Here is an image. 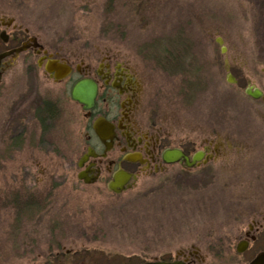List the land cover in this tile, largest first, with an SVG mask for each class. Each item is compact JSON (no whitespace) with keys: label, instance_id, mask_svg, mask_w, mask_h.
<instances>
[{"label":"rangeland","instance_id":"1","mask_svg":"<svg viewBox=\"0 0 264 264\" xmlns=\"http://www.w3.org/2000/svg\"><path fill=\"white\" fill-rule=\"evenodd\" d=\"M0 9L53 51H109L139 67L167 126L199 142L213 137L224 149L222 160L184 180L154 176L100 193L73 175L83 125L63 85L30 79L16 64L0 85V155L11 154L0 170V264H134L174 258L192 242L200 264H248L251 250L205 245L234 223L236 207L264 202V102L245 92L248 84L264 91V0H0ZM172 42L186 57L170 70L158 60ZM37 99L53 106L45 129L26 119ZM25 122L21 140L15 126ZM33 181L55 186L38 220L5 202L8 186L22 195L17 187Z\"/></svg>","mask_w":264,"mask_h":264},{"label":"flooded vegetation","instance_id":"2","mask_svg":"<svg viewBox=\"0 0 264 264\" xmlns=\"http://www.w3.org/2000/svg\"><path fill=\"white\" fill-rule=\"evenodd\" d=\"M173 43L168 51L170 70L175 68L172 66L174 62L185 65L186 57L184 48H178ZM0 54L5 55L0 63V85L18 63L24 67L30 79L42 76L54 85H63L66 101L73 105L83 125L81 146L70 161L73 175L79 183L97 186L100 193L120 194L109 188V183L118 172L128 177L126 191L154 176H175L184 180L194 169L223 159L224 149L215 138L202 137L199 142L185 130L167 126L154 107L144 71L118 55L109 51L97 56L92 52L78 55L53 51L8 9H0ZM49 60L67 64L69 73L57 79L55 71L48 72L46 69ZM226 67L228 69L229 63ZM81 79H90L97 84V96L91 108H85L84 104L72 98V87ZM261 100L264 102V99ZM37 101L35 110L26 119L28 123H38L45 129L51 122L53 106L47 100ZM47 107H52V110L45 113ZM20 126H15V129H20L16 137L22 140L24 134L28 133V126L27 123L22 128ZM200 150L204 151V156L195 165H187L185 158L191 160ZM170 151L178 152L179 156H168L170 160L166 161L165 154ZM8 156L11 154L0 155V170L6 166ZM54 187L51 182L33 181L17 187L26 191L22 195L17 193L19 197H15L13 187L8 186L6 207L23 204L26 219L32 217V220H38L46 209L48 199L44 196L45 192ZM236 209L239 213L234 223L229 225L227 231L214 232V237L207 240L205 247L236 254L251 250L249 264L264 252V202ZM181 248L185 249L169 260H183L187 264L204 263L196 242Z\"/></svg>","mask_w":264,"mask_h":264},{"label":"water","instance_id":"3","mask_svg":"<svg viewBox=\"0 0 264 264\" xmlns=\"http://www.w3.org/2000/svg\"><path fill=\"white\" fill-rule=\"evenodd\" d=\"M217 42L221 45L222 52L226 50V46L223 45V39L221 37L217 38ZM22 48L16 50L19 52ZM4 54H0V63L1 59L4 57ZM227 64V63H226ZM46 69L48 72H56V78L60 79L69 73L70 67L67 64L60 63L58 60H49L46 64ZM227 80L230 83H235V78L231 73L227 74ZM246 93L255 99H264V92L256 86H249L246 88ZM72 98L77 100L78 102L84 104L85 108H91L97 96V84L90 79H81L77 83L74 84L71 91ZM204 151L200 150L193 155V158L189 160L187 157L186 164L189 166H193L204 156ZM168 156H175L176 158L179 156V153L176 151H170L165 154V160H168ZM174 157V158H175ZM81 177V176H80ZM124 177V178H122ZM128 181V177H126L123 172H118L114 176V180L109 183V188L114 192L121 193L126 189L125 184ZM134 264H187L183 260H174V261H165V260H154V261H146V262H138ZM249 264H264V252L259 253L253 261Z\"/></svg>","mask_w":264,"mask_h":264},{"label":"trees","instance_id":"4","mask_svg":"<svg viewBox=\"0 0 264 264\" xmlns=\"http://www.w3.org/2000/svg\"><path fill=\"white\" fill-rule=\"evenodd\" d=\"M158 62L161 63L162 67L167 68V69H171V59L168 57V52L166 53L165 56H159ZM175 64H176V66H175ZM172 66H174L175 68H182V66L179 64L178 61L172 63ZM19 195L15 194V197H19ZM15 207L17 208V210H23V212H25V210L23 209V207H24L23 204L15 203Z\"/></svg>","mask_w":264,"mask_h":264}]
</instances>
